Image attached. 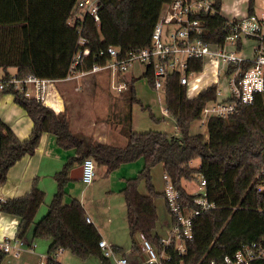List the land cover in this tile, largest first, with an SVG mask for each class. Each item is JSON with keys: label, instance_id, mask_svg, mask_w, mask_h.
<instances>
[{"label": "trees", "instance_id": "16d2710c", "mask_svg": "<svg viewBox=\"0 0 264 264\" xmlns=\"http://www.w3.org/2000/svg\"><path fill=\"white\" fill-rule=\"evenodd\" d=\"M171 0H102L100 25L85 14L82 33L88 38L92 55L109 45H118L122 56L149 45L152 32L165 3ZM256 0H249V13H255ZM222 9L223 0H216ZM77 0H0V67L9 74V67H17L19 77L35 73L54 79L68 75L79 34L76 20ZM78 16V15H77ZM205 25L204 36L210 42L223 44L228 35L227 17L200 16ZM264 42V40H263ZM241 46V45H240ZM107 55L99 58L106 62ZM92 56L86 66L91 67ZM250 63H246L247 67ZM191 69L201 72L203 60H193ZM147 77L154 88V69L149 65ZM133 77L126 88L130 109L122 116V131L128 137L125 146L100 142L93 136L73 132L68 111L57 112L43 100L26 96L8 87L3 92L15 94L33 120L30 136L21 139L0 118V185L4 184L10 168L26 154H33L45 132L56 135L57 143L64 149H75L64 167L55 174L58 189L50 202L48 212L39 220L35 216L44 202L45 191L35 180L25 195L8 199L0 205V212L19 217L18 236L25 234L34 223V238L52 240L46 264H62L54 253L59 247L71 250L81 258L98 256L102 264H111L103 254L99 241L102 235L93 222L87 220L86 210L79 199L64 201L69 169L93 157L98 165L107 167L110 174L122 164L143 158L140 174L130 177L122 192L127 205V218L132 247L140 248L139 233L160 245L156 232L159 215L156 197L164 193L155 190L151 169L161 163L172 184L180 190L182 200L189 207L201 208L195 199L204 193H190L185 180L205 178L206 197L215 207L203 210L193 219L194 238L187 243V253L180 255L171 249L173 258L166 264H208L231 253L242 244L258 240L264 233V91L256 92L252 103H242L236 113L211 116L207 132L191 131L192 123L201 119L204 106L216 99L217 83L203 88L197 95L189 96L187 86L172 73L166 80L165 100L177 122L179 135L151 129L135 131L132 126V104L141 102L136 94ZM155 120V115L152 113ZM199 158L198 165L193 160ZM146 179L149 193L139 189L141 179ZM26 239V238H25ZM117 252L123 248L115 246ZM6 254L0 250V264Z\"/></svg>", "mask_w": 264, "mask_h": 264}, {"label": "built area", "instance_id": "2783aa9c", "mask_svg": "<svg viewBox=\"0 0 264 264\" xmlns=\"http://www.w3.org/2000/svg\"><path fill=\"white\" fill-rule=\"evenodd\" d=\"M103 5L102 0H77L76 20L80 18L77 20L79 39L68 75L60 79H75L107 71L113 88L121 91L132 82L133 76H130V72L133 68L139 67L143 76L147 73L149 65H152L155 75L154 89L158 93L166 92V80L172 73H176L180 83L187 86L189 96H195L208 85L217 83L216 99L208 102L203 108L201 118L203 123H206L211 116L228 117L236 113L240 104L252 103L256 92L264 91V17L256 13L241 16L239 12L227 17L228 35L223 44H218L205 39V25L200 18L201 15L215 16L222 13V9L216 5V0H171L162 7L149 45L122 56L120 46L111 44L93 56L89 40L82 33V19L85 14H89L100 25V11ZM166 25L173 26V29L165 30ZM248 40L253 41L250 47H246ZM103 55L108 56L106 62L99 61ZM91 56L92 66L87 67V60ZM198 58L203 60V68L206 62L211 64L210 71L216 77L205 87L200 85L202 77H195L202 71L191 69L193 60ZM246 63L250 64L245 67ZM221 75H224L223 78ZM57 80L59 79L42 77L35 73L19 77L17 72H10L0 76V91L11 86L26 96L44 101L49 86ZM222 80L225 81L223 88L218 84ZM162 113L170 114L167 105L162 108ZM82 165V180L89 184L96 177L97 163L93 157H87ZM263 173L264 168L259 175ZM165 178L167 185L164 193L171 216V229L168 234L161 236L160 245L143 232L139 233V251L145 254L148 264H166L173 258L171 249H175L180 255L187 253V243L194 238L195 215L215 207V203L210 202L206 197L205 178L201 179V187H204L201 192L204 194L195 199L201 208H193L185 204L180 190L172 184L167 174ZM7 201L8 199L0 196V205ZM260 211L264 213V206ZM87 220L90 221V218L87 217ZM36 246L35 241H27L18 235L6 236L0 240V250L15 258L22 257L25 251L34 252ZM99 246L103 254L109 258L117 252L106 239L102 238ZM63 251L64 248L59 247L54 257L56 258ZM46 262V258L40 257L37 264H46ZM118 262L131 264L126 255L119 257ZM182 264L185 263L182 261ZM208 264H264V233L258 240L244 243L235 251L226 253L219 259L208 261Z\"/></svg>", "mask_w": 264, "mask_h": 264}, {"label": "crops", "instance_id": "0c3cea01", "mask_svg": "<svg viewBox=\"0 0 264 264\" xmlns=\"http://www.w3.org/2000/svg\"><path fill=\"white\" fill-rule=\"evenodd\" d=\"M244 2H248L246 7L243 6ZM232 3L234 15L238 12L241 16L249 13V0H233ZM222 13L224 15L226 14V17H232L225 12L223 5ZM255 13L260 17H264V0H256ZM8 72H17V67H9ZM5 74V70L0 67V76ZM103 75L108 77L106 82L110 83V77L107 71H100L75 79H59L49 86V91L44 103L57 112L68 111L70 116V128L73 132L93 136L100 142L125 146L128 137L122 131L124 121L120 122L118 126L112 125L108 114L112 110L115 112L114 115L117 112L122 118L126 111L130 109L128 96L126 94L127 91L126 89L121 91L112 89L113 91H109L106 87V82H104ZM139 75V67L133 68L130 72V76L134 78L137 77L139 79L143 77ZM201 83H204V85ZM209 83L208 76L202 78V81H200L201 87H205ZM133 104L131 106L132 108ZM163 116L168 115L163 114ZM0 118L8 123L19 138L26 139L30 136L34 125L33 120L26 109L16 101L15 94L0 91ZM132 126L135 131H148L141 130V128L139 129L134 124H132ZM75 154V149L62 148L57 143L55 134L45 132L42 135L36 151L33 154H26L10 168L6 182L0 185V196L6 199L23 196L31 190L35 180H37L38 185L45 191V206L46 208L47 206L49 207L50 204H48V202L52 201L58 189V182L55 178V174L60 171L68 159ZM141 160L143 159H138L132 163H124L115 170L116 173L112 172L110 174H107V167L105 165L97 164L96 177L94 181L89 184L84 183L82 178H79L81 171L74 172L72 176V170L82 165V163H75L69 169V181L66 184L64 201H66V203H71L73 199H79L86 210L87 217L90 218L89 222H93L97 226L102 238L107 241L109 233L106 224L107 222H113L114 218L116 219L117 215L113 216L114 209L119 208L120 214L122 213V206L123 209L125 208L127 210L126 200L122 190L126 186L124 183L128 177L121 175V172L124 168L137 170L141 166ZM118 175L120 176L119 178ZM69 196H71V202L67 199ZM40 209L41 207L39 210ZM45 211V209H42V213ZM98 211L104 212L106 216L104 218L97 216ZM37 214L35 216V222L37 221ZM126 219L128 221L127 211ZM19 223V217L0 212V240L6 236L17 235ZM34 223L30 225L25 234L27 241H35L36 239L33 236ZM157 233L160 236H164V234L159 233V231H157ZM46 242L48 252L52 240L47 238ZM108 243L112 244L114 247L118 246L123 248L124 254H127L123 246L115 244L112 240L110 242L108 241ZM131 252L141 254L139 250L135 252L133 247L131 248ZM41 255L42 254H38L35 251H25L22 257L27 256V258L19 263L27 264L31 262L37 264Z\"/></svg>", "mask_w": 264, "mask_h": 264}, {"label": "rangeland", "instance_id": "374dc122", "mask_svg": "<svg viewBox=\"0 0 264 264\" xmlns=\"http://www.w3.org/2000/svg\"><path fill=\"white\" fill-rule=\"evenodd\" d=\"M232 1L233 0H223V9L225 10L227 14L231 16L234 15ZM246 4L248 5V2L247 3L244 2L243 6L246 7ZM172 29H173V26H170V25L165 26V30H172ZM252 43L253 41L248 40L246 43V47H250ZM210 70H211V64L206 62L202 72L199 73L198 75H195V77L205 78L208 76V82H212L215 80L216 77H214V74H212ZM141 75L142 74H140L139 76ZM221 76L223 78L224 75H221ZM103 77H104L103 78L104 82H106L108 80V77L106 75H103ZM105 84L109 91L114 89L111 82L110 83L106 82ZM218 84L221 88H223L225 86V81L222 80ZM135 89H136L137 97L141 102H137L133 104L132 124L136 125L139 129L141 128V130L158 129V130L166 131L170 135H179L180 131L178 129L176 119L170 114L168 116H163L162 114V108L166 107L165 92L160 91L158 93L157 91H155L152 88L149 82V79L146 76L141 77L136 80ZM114 113L115 112L111 110L108 114V117H109V120H111L112 125L114 124L118 126L120 122H123V120L118 115L117 112L115 115ZM152 113L155 115V118L159 120H155L152 116ZM206 127H207L206 123H203L201 119H197L192 123L191 131L193 133H196V132L206 133L207 132ZM132 162H127V163H132ZM199 163H200L199 158H196L193 160L194 165H198ZM144 164H145V161L143 159L141 160L140 168H138L137 170L131 169V168H124V170H122L121 172V175L127 176L128 178L137 176L140 174V171L143 169ZM114 171L112 172L116 173V171L115 172ZM164 175H165V170L161 163L155 165L151 169L152 183L154 185L155 190L159 193H163L167 185V179L165 178ZM119 177L120 176L118 175V178ZM126 181H127V178H126ZM126 181L124 185H126ZM184 186L190 193H193V194L199 193L200 191H203L204 189L203 186L201 187V178L199 177H195L191 180H185ZM139 189L143 193H149V188H148L146 179L143 178L140 180ZM102 193L104 194L103 191ZM70 198L71 196L67 197V199L70 200L69 202L72 201V199ZM156 201L158 205V215H159V221H158L159 228H157L156 232L159 231V233L166 235L169 233L171 229L170 213H169V210H168L163 194L157 196ZM48 204H50V201L48 202ZM40 207L41 209L39 210L37 214V218H36L37 221H39L47 213V210H49L48 206H47L48 209L46 208L45 202H43ZM42 209H45L46 211L42 213ZM126 211L127 210L125 208L123 209V206H122L121 214H120L119 208L114 209L113 216L117 215L116 219L114 218L113 222H109V223L107 222L106 224V228L109 233L108 241L110 242L112 240L113 242H115V244L119 246H123L127 253V254H124L121 252H116V253L114 252L110 256L111 264H120L118 262V258L121 257L122 255L128 256L131 264H148V262L146 261L145 254H142L141 251H140L141 254H135L131 252L132 237L130 234L128 221L126 219ZM97 216L104 218L106 214L104 212L98 211ZM46 239L47 238H36L35 239V242L37 243V246L35 247V252L38 254H42L40 257H44L47 260L48 252H47V247H46V243H47ZM23 257L15 258L11 255H6L3 264H20L19 263L20 261H23V259L27 258V256H25L24 258ZM56 258L57 260L61 261L63 264H102V261L98 256H90L88 258H81L80 256L75 255L69 249H66L63 252H61L59 256Z\"/></svg>", "mask_w": 264, "mask_h": 264}, {"label": "water", "instance_id": "95a60500", "mask_svg": "<svg viewBox=\"0 0 264 264\" xmlns=\"http://www.w3.org/2000/svg\"><path fill=\"white\" fill-rule=\"evenodd\" d=\"M76 171H81V175L79 176V178H82V174H83V165H79L78 167H76L75 169L72 170V176L74 174V172Z\"/></svg>", "mask_w": 264, "mask_h": 264}]
</instances>
